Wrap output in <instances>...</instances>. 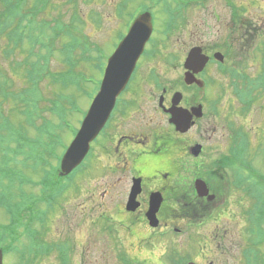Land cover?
Returning <instances> with one entry per match:
<instances>
[{
  "label": "rangeland",
  "instance_id": "1",
  "mask_svg": "<svg viewBox=\"0 0 264 264\" xmlns=\"http://www.w3.org/2000/svg\"><path fill=\"white\" fill-rule=\"evenodd\" d=\"M166 1L169 4L167 8H171L175 13L178 10L187 13L182 16L181 21L183 23L180 21L176 31L164 35L168 28L167 24L172 19L171 10L165 9L166 2L164 0H76V4L70 5L72 8L64 6L68 0H53V3L59 7L57 8L58 11L62 16H68L67 20L71 24H73V18H69L71 12L84 14L85 22H80V25H83L80 26L81 33L89 37L90 42L99 44L101 55L104 58L99 60L98 71L93 68V62L82 63L86 72L90 74L89 78H93L92 82L87 83L89 90L87 97L91 95L95 97L97 94L98 84L103 79L104 74L102 65L105 66L106 58L111 56L121 35L126 33V22L130 19L131 14H134L143 5L147 7L144 9L145 11L140 13V16L148 11V7L152 9L155 29L153 35L158 45L153 43L150 46L148 44L147 49H158V55L155 59H147L145 56L140 59V67L132 84L134 98L130 103V106L135 109L141 107L142 112L129 118L114 120L115 131H109V138L105 142L108 147H111L112 142H115L112 137L115 136L118 129L120 131L122 128L126 130L120 134L141 133L145 129L144 118L153 122L152 131L160 130L158 131L159 136L173 134L165 119L155 113L159 89L155 83L154 74L158 83L169 90L168 101L172 99L176 91H181L184 94L182 104H195L198 98L203 99L204 94L202 90L198 92L196 85L187 88L184 84L186 74L183 64L188 51L193 46L200 45L209 50L216 47L226 55L225 60L229 66L234 65L239 69H245L252 77L259 74L260 68L263 72L261 52H264L262 46V42H264V0H232V3L239 7L237 9L241 23L248 24L249 22L248 28L235 23L234 17L231 15L233 9L229 3L230 0H206V5L204 3L202 6L198 5L196 1L193 3L192 0ZM77 3H79V7H77ZM119 11H124V15H120ZM161 31L163 37H161ZM63 41L66 42L67 40ZM91 53L94 54V51L91 50ZM174 57H178V59L174 60ZM17 59L21 60L22 56ZM54 62L58 64L57 61ZM64 66H66L65 63ZM0 68L8 75L11 63L4 58V60H0ZM210 76L214 79L215 86L210 87L208 103L218 102L217 98L220 97L222 87L225 86L224 88H226L221 96L220 104H218L219 116L213 113L210 116L208 108L210 104L205 101L207 104V106L205 105V117L200 120L201 124L197 129L194 128L183 136L186 139L185 143L189 145L194 144L195 141H200L205 146L206 155L211 153L217 158L223 156L226 153V148L230 145V133L225 117L231 114L230 117L234 120L233 124L236 128H242L251 139V150L247 153V157L253 161V166L260 171L255 174L257 176L253 177L256 193L245 191L240 195L235 191H230L227 174L219 169L211 174L210 186L207 183L215 198L208 202L203 201V204L209 205L208 208H210L212 215L197 228L184 226L179 236H175L171 232L172 234L165 233L163 236L158 235L157 238H153L151 235L154 233L149 228L146 229L145 225L135 229L134 234L123 226L126 212L125 206L120 200V193L124 194L127 191L129 175L106 169L107 154L102 158L101 155L99 156L100 151L103 150L99 143L95 144V149L93 148V159L86 164L88 169L81 170L73 177L70 175L68 176L69 179L60 181L58 202H52L51 204L54 206L50 208L44 201L40 211L38 206L34 205L39 202L34 201L33 204H28L29 202L27 203L23 198L25 195L28 198L34 194H39L41 188L26 187V194L21 196L18 193L20 192L18 185L15 189L13 187V191L7 187L9 177L4 175L10 172L12 167L19 168L18 172H23V174L20 173V179H29L39 183L43 178L42 172L40 170L35 172L30 169L29 161L24 158L12 160V165H8V167L5 165L1 169L2 172L0 173L3 174H0V184L7 185L4 189L1 187L0 194L4 191L7 192L9 200L14 204L18 214L20 213L15 233L18 235L22 232H41V227L45 226L40 239L51 244L49 246L44 245L45 249L51 253H41L35 264H58L54 254V244L62 242L68 245L62 247L61 250L69 251V264H71V258L72 264H119L120 260L115 251L118 246L121 247L118 250L122 253L126 252L133 264H171L172 260L176 259L184 263L186 258H188L187 261L193 260L195 263L197 260L198 264H240L242 262V250L246 249L248 244L247 235H245L248 223L244 210L249 208L255 195L261 198V182L258 179L264 176V88L261 86V91L254 95V110L252 109L246 115H240L239 104L229 100L232 96L230 91H227L229 84L227 78L214 73H210ZM11 78L16 80L17 87L21 86L19 76L11 75ZM74 93H76L77 112L70 108L69 103L66 104L70 110L67 113L68 127L66 125L63 127L55 116L51 117V121L57 125V134L67 147L76 136L73 137L74 128L77 129L80 121L84 118L82 113L89 110L93 101L78 92ZM231 106H234L232 111ZM13 108H15L14 102L5 105L6 110ZM199 130L202 131V136L199 135ZM31 131L30 137L37 136L38 132L35 129ZM66 149L64 151V148L59 146V154H64ZM29 155V153H25L24 157ZM51 162L56 163L54 160ZM190 162L192 167L196 163V159L186 158L187 178L190 176ZM100 163H103L106 168H100ZM199 175L200 173L195 175V178L206 181L205 177ZM188 184L190 190L193 191L195 187L192 180L189 179ZM148 185L149 187L152 186L149 181ZM55 196L56 194L53 192V198ZM192 204V208L198 206ZM31 205H33V210L30 208ZM256 206L257 202L255 201L252 209H255ZM54 207L55 211H51ZM40 218L43 219L44 223L39 222ZM8 220L7 213L0 208V223H7ZM171 227L173 226L169 227V231ZM216 234L222 238L221 242H219V238L217 239L215 246L214 236ZM65 240H68V243ZM35 241H38V237ZM30 242L31 239L28 235H24L18 242L7 237L1 247L7 244L12 246L15 243V246L22 249L28 247ZM18 255V250L7 254L5 264H20Z\"/></svg>",
  "mask_w": 264,
  "mask_h": 264
},
{
  "label": "trees",
  "instance_id": "2",
  "mask_svg": "<svg viewBox=\"0 0 264 264\" xmlns=\"http://www.w3.org/2000/svg\"><path fill=\"white\" fill-rule=\"evenodd\" d=\"M72 4H76V0H68L64 6L72 8L70 6ZM57 8L59 7L53 3V0H0V60L5 58L11 63L12 68L8 70V75L0 68V172L5 165L7 167L12 165V160L23 158L29 161V167L33 169L39 167L38 169L43 171L50 168L40 182L42 184L40 193L28 198L25 195L23 198L24 201L29 202L28 204L39 202L34 204L38 208H41L44 201L49 207L52 202H58L60 181H63L59 174L61 155L58 147L67 146L57 134V125L51 121V117L55 116L63 127L64 125L68 127L67 113L70 110L66 104L69 103L70 108L76 111L77 100L74 92L89 95L87 83L93 80L89 78L90 74L86 72L82 63L91 61L93 68L98 71L99 60L104 59L99 44L90 42L89 37L81 33L80 26L83 25H80V22H85L84 14L71 12L69 15V18H73L71 24L67 20L68 16H62ZM173 23H176L175 17ZM173 29L170 27L164 35L172 32ZM154 45H158L156 40ZM262 46L264 47V42ZM157 53L158 49L152 48L150 51L152 56ZM261 53L263 72L261 70V74L252 85L264 88V52ZM21 56V60L17 59ZM96 58H98L97 62H95ZM234 70V74L239 72L238 69ZM11 75L21 78L20 87H17L18 83L11 78ZM92 97L93 95L87 98ZM9 102H14L15 108L6 110L5 105ZM32 128L38 132L33 138L29 136L31 130H34ZM25 153L30 155L24 157ZM52 160L58 165L54 166ZM18 169L12 167L10 172H3L5 177H9L7 187L13 191V187L15 189L18 185L20 191L18 193L24 196L26 193L23 187H26L28 185L26 182L30 181L20 179V173L23 172L19 173L20 169ZM253 177L254 175L251 176V180ZM50 178L51 180H48ZM6 185L1 184V187L4 189ZM53 192L56 194L54 198ZM258 199L261 200V208L256 207L251 221L261 219V232L264 238V176H261V198ZM0 202L4 208L7 205L16 216L12 220L8 235L16 242L18 213L14 204H6L2 197ZM0 241H3L2 233Z\"/></svg>",
  "mask_w": 264,
  "mask_h": 264
},
{
  "label": "flooded vegetation",
  "instance_id": "3",
  "mask_svg": "<svg viewBox=\"0 0 264 264\" xmlns=\"http://www.w3.org/2000/svg\"><path fill=\"white\" fill-rule=\"evenodd\" d=\"M204 51L209 55L215 53L208 50ZM214 66L215 63L211 62L207 69H211ZM209 73L213 72L210 71L207 74ZM158 91L159 94L156 97L157 108L155 109V113L165 119L168 128L173 133L172 135L159 136L160 134L158 131L160 130L152 131V127L154 126H152L153 122L144 118L145 122L143 125L145 129L141 133L130 132L129 134H120V132L126 130L122 128L120 131V129H118L115 136L113 135L112 137L115 139V142H112L110 145L111 147L105 145V142L109 138V131H115L113 125L114 120L129 118L142 112L141 107L135 109L133 106H130L134 95L132 87H129L120 97L111 121L101 135L99 139L100 142H98L100 148H103L99 156L101 155L102 158L107 154V159L105 160L107 168L103 163V165L100 163V168L105 167L109 171L124 172L129 175L128 189L124 194L120 193V200L125 207L129 200L133 181L137 179L141 180V193L137 197V202L140 207L135 213H127L125 210L126 218L125 221H123V226L132 233H134L135 229L139 226L145 225L146 229L150 227L147 220V212L151 196L154 193H160L163 200L160 210L157 213L158 228L153 229L150 227L152 233L162 235L168 232L167 229L171 221L169 220L170 207L178 206L183 208L184 212L178 217H181L182 221H190V215L185 212V207L192 208V203L200 205L203 201L208 202L209 200L207 198H199L194 193H192L193 198L189 199L186 195V193H188L186 183H188L189 179L192 180L195 175H198V173H201L208 167H210L212 173L218 171V168L214 166L217 162V156L211 153L206 155L204 150L205 146L200 141H195L194 144L191 143L187 145L185 143L186 139L171 127L169 123L171 116L165 111L172 107L171 100L168 101L167 94H169V90L162 88ZM163 92L164 95H162ZM161 99L163 105L160 103ZM196 105H198V103L190 105L183 104L187 109H191ZM200 124L201 122L197 121L196 129ZM202 134V131L199 130V135L202 136ZM196 144H201L203 147L202 153L199 156H195L193 153V147ZM186 158L196 159V163H194L192 167L190 162V176L188 178L186 175ZM148 181L151 183V187H149ZM163 229L166 231H163Z\"/></svg>",
  "mask_w": 264,
  "mask_h": 264
},
{
  "label": "water",
  "instance_id": "4",
  "mask_svg": "<svg viewBox=\"0 0 264 264\" xmlns=\"http://www.w3.org/2000/svg\"><path fill=\"white\" fill-rule=\"evenodd\" d=\"M152 33L151 15L145 13L135 21L128 35L109 59L99 93L90 107L80 132L62 160L63 176L71 174L85 160L91 143L100 135L115 108L118 97L129 84ZM207 62L208 59L203 57L200 49H193L186 62V68L199 73ZM193 79L194 77L190 75L186 81L188 84H192ZM180 99L181 97L178 95L174 98V102L178 104ZM172 113L171 122L175 123L178 129L183 131L190 127L191 115L187 113L189 116L184 118L181 109H174ZM196 114L200 116L199 113L196 112ZM196 185L201 195H203L202 191L207 193L206 185L203 182H197ZM155 212L156 208H153L150 215H154ZM0 264H2L1 253Z\"/></svg>",
  "mask_w": 264,
  "mask_h": 264
}]
</instances>
